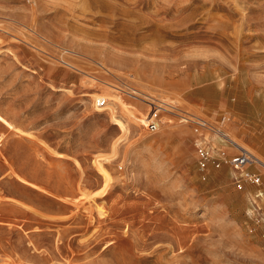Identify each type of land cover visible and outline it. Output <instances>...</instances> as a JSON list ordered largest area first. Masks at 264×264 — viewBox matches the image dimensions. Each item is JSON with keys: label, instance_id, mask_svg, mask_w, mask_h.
I'll return each mask as SVG.
<instances>
[{"label": "rangeland", "instance_id": "1", "mask_svg": "<svg viewBox=\"0 0 264 264\" xmlns=\"http://www.w3.org/2000/svg\"><path fill=\"white\" fill-rule=\"evenodd\" d=\"M199 141L264 161V0H0V264H264Z\"/></svg>", "mask_w": 264, "mask_h": 264}, {"label": "built area", "instance_id": "2", "mask_svg": "<svg viewBox=\"0 0 264 264\" xmlns=\"http://www.w3.org/2000/svg\"><path fill=\"white\" fill-rule=\"evenodd\" d=\"M107 98L100 97L96 100V104L99 107H102L107 104ZM152 106V105H151ZM152 113L144 118L143 124L149 132H155L159 127V118L157 114L160 110L164 109L160 106H152ZM189 117H184V120H188ZM199 119V118H198ZM202 119L194 120V124L198 128L207 127ZM197 151H198V163L201 169H205L208 166H213L215 168H220L222 166H227L234 172V183L238 189H243L245 184H251L255 186L251 194V212H257L261 210V206L257 202L260 198L263 197V185L264 180L262 175L258 171L249 169L253 164L260 165L264 168L263 165L259 164L256 161L253 153L246 149H239V152L234 155H228L224 150L216 149L210 147L206 143L197 142Z\"/></svg>", "mask_w": 264, "mask_h": 264}, {"label": "bare ground", "instance_id": "3", "mask_svg": "<svg viewBox=\"0 0 264 264\" xmlns=\"http://www.w3.org/2000/svg\"><path fill=\"white\" fill-rule=\"evenodd\" d=\"M91 96H92V98H95V95L93 94H91ZM104 96H106V97H108L110 100H111V102L112 103H116V102H121L119 99H118V97H116V96H112V95H104ZM98 98H99V95L97 96ZM97 98V99H98ZM107 108H113V107H111V106H108ZM131 113V112H130ZM128 114V113H127ZM132 116V115H131ZM255 159H257V161L259 162V163H261V164H264V161L262 160V159H260V158H258V157H256ZM101 165V164H100ZM105 173V172H104Z\"/></svg>", "mask_w": 264, "mask_h": 264}]
</instances>
